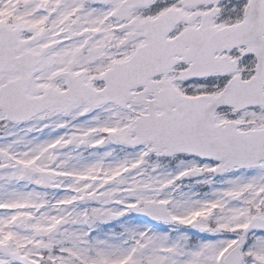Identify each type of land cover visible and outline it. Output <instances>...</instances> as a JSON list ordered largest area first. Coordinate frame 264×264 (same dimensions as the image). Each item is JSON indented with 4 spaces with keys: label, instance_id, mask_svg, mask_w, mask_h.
<instances>
[{
    "label": "snow or ice",
    "instance_id": "1",
    "mask_svg": "<svg viewBox=\"0 0 264 264\" xmlns=\"http://www.w3.org/2000/svg\"><path fill=\"white\" fill-rule=\"evenodd\" d=\"M0 264H264V0H0Z\"/></svg>",
    "mask_w": 264,
    "mask_h": 264
}]
</instances>
